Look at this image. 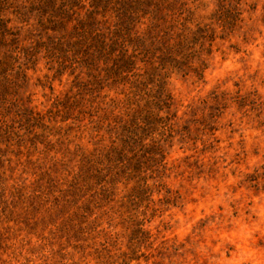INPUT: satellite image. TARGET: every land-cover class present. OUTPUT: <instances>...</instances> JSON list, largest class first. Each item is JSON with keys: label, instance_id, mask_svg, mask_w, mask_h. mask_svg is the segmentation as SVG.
Masks as SVG:
<instances>
[{"label": "rangeland", "instance_id": "rangeland-1", "mask_svg": "<svg viewBox=\"0 0 264 264\" xmlns=\"http://www.w3.org/2000/svg\"><path fill=\"white\" fill-rule=\"evenodd\" d=\"M0 264H264V0H0Z\"/></svg>", "mask_w": 264, "mask_h": 264}]
</instances>
